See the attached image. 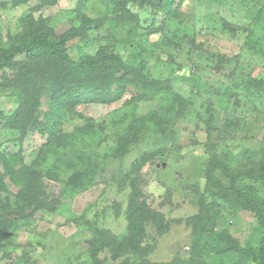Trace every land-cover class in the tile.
I'll use <instances>...</instances> for the list:
<instances>
[{"label":"rangeland","instance_id":"374dc122","mask_svg":"<svg viewBox=\"0 0 264 264\" xmlns=\"http://www.w3.org/2000/svg\"><path fill=\"white\" fill-rule=\"evenodd\" d=\"M78 1L55 0L51 6L36 9L37 0H30L0 8V34L17 33L20 20L27 15L47 19L62 33L71 27ZM81 1V12L102 20L103 26L94 28L86 42H70L69 54L77 58V45L94 54L114 39L115 52L125 63H142L149 78L169 80L171 93L139 104L127 103L128 92L117 102L79 105L80 116L64 122L59 134L62 140L54 145L57 156L36 158L42 140L37 134L30 135L22 147L27 165L36 158L33 169L43 174L58 167L61 180L44 178L50 195L64 190L74 169L87 178L84 188L66 194L56 211H38L28 223L22 221L11 230L0 242V264H92L89 241L95 226L119 238L126 235L128 187L133 183L139 201L163 217L161 232L149 223L142 242L152 247L144 257L150 263L164 264L175 257L187 260L193 246L221 247L224 232L241 246L257 245L264 237L257 219L229 204L221 203L218 235H193L187 220L209 199L204 189L211 154L217 165L264 159V0H176L173 16L148 6L132 8L136 20L116 28L111 27L114 14L109 0ZM141 27L153 34L141 37L145 31ZM175 93L187 102V110L178 117L176 106H171ZM15 108L9 93L1 90L0 110L9 114ZM87 126L91 131L81 134ZM129 127L135 137L120 141ZM18 137L14 131L0 130V149L16 153ZM124 151L125 155H119ZM135 161L143 166L134 169ZM216 176L226 187L219 166ZM255 187L262 192L261 183ZM117 257L112 260L108 252H102L99 260L103 264H121L126 258L129 264H138L141 260V256L137 260L133 255ZM200 259L224 264L235 261L230 255H201Z\"/></svg>","mask_w":264,"mask_h":264},{"label":"trees","instance_id":"16d2710c","mask_svg":"<svg viewBox=\"0 0 264 264\" xmlns=\"http://www.w3.org/2000/svg\"><path fill=\"white\" fill-rule=\"evenodd\" d=\"M28 1L30 0H0V8L19 6ZM109 1L113 6L111 27L114 28L136 20L132 8L148 6L162 14L173 16L179 3H176V0ZM37 2L35 8L40 9L53 5L55 0ZM82 6L83 1H78L71 27L62 33H57L47 19H34L32 15H27L20 20V30L17 33L0 34V91H7L12 103L16 105L9 114L0 110V130L14 131L19 135L15 142L18 146L16 153L0 149V242L8 238L11 230H16L22 221L28 223L38 211H56L55 206L61 199L63 202L66 194L71 196V193L84 188L83 179L87 177L82 176L78 169H74V174L64 182V190L59 191V194L50 195L44 178L55 182L61 180L57 175L58 167L54 165L52 170L43 174L32 166H37L36 158L54 153V145L62 140L59 134L64 122L80 116L76 110L79 105L117 102L128 92L130 97L126 100L127 103L139 104L151 101L161 93H171L169 80L149 78L142 63L138 66L125 63L115 52L114 39L113 43L101 45L94 54L85 52L81 45H77V58H73L69 54L68 44L74 40L86 42L94 28L103 26L102 20H94L83 14ZM141 29L145 30L141 32L143 38L153 34V31H148L149 28ZM171 100V106H176V116H182L187 110L186 100L176 93L172 94ZM82 128L81 134L86 135L91 131L88 126ZM220 128L223 129V125ZM32 134H37L42 141L33 164L27 165L22 147L24 141ZM133 137L135 132L133 127H129L120 141L124 142ZM68 138L67 135L64 140ZM125 154L126 151L119 155ZM214 156L211 154L212 163L206 171L204 191L209 199L203 201L196 215L187 220L192 234L218 235L216 224L222 213L221 203L250 213L264 230V159H247L234 165H217ZM77 160L84 162L80 156ZM87 165L90 166V163ZM133 165L136 167L134 169H138L143 163L135 161ZM217 166L227 179L226 187L222 179L216 176ZM94 169H91L92 173ZM121 183L125 185L124 180ZM257 183H261L262 192L256 190ZM12 187L17 189L15 194L10 189ZM128 188L130 193L125 212L126 235L119 238L108 230H97L98 227L95 226L93 238L89 241L92 264H103V260H99L102 252H108L112 260L117 259V256L133 255L136 260L141 256L138 264H152L144 259L152 247H145L142 242L149 223L161 232L163 217L155 211L150 212L148 207L139 201V190L135 183L129 184ZM224 235L226 237L222 239L221 247L208 244L197 248L193 246L189 259L175 257L164 264H224L222 260L207 263L200 259L201 255H213L218 258L234 256L233 264H264V237L257 245L247 243L241 246L226 232L222 234ZM127 259L130 258H126L121 264H129Z\"/></svg>","mask_w":264,"mask_h":264}]
</instances>
